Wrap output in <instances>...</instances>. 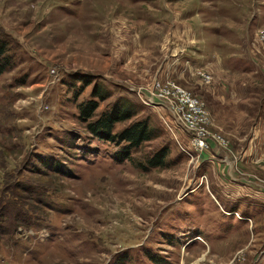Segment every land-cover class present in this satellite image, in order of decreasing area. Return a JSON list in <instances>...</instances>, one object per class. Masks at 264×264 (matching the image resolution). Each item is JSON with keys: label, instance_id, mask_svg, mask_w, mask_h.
<instances>
[{"label": "rangeland", "instance_id": "374dc122", "mask_svg": "<svg viewBox=\"0 0 264 264\" xmlns=\"http://www.w3.org/2000/svg\"><path fill=\"white\" fill-rule=\"evenodd\" d=\"M0 31V264H264V0H0ZM157 80L203 102L233 176L221 148L184 152L142 94ZM94 86L89 120L128 107L113 132L157 136L120 159L127 142L78 117ZM161 148L163 166L138 167Z\"/></svg>", "mask_w": 264, "mask_h": 264}, {"label": "trees", "instance_id": "16d2710c", "mask_svg": "<svg viewBox=\"0 0 264 264\" xmlns=\"http://www.w3.org/2000/svg\"><path fill=\"white\" fill-rule=\"evenodd\" d=\"M10 44L11 39L8 34L0 31V74L9 71L13 67L14 57L10 53ZM84 85H88L89 83L84 82V78H79ZM99 97V99H103L97 88L94 86L91 91V96L87 100H83L77 104L78 108V117L83 122H87L86 128L88 132L93 136L101 140L110 141V142H122L125 141L127 144L125 145V154L121 155L120 159H126L129 157L128 152L130 149L137 148L142 142L147 141L149 139L154 138L157 136V132L150 128L147 124V121H136L125 128H123L119 132H113L115 123L121 120L129 119L131 117V112L128 110V107L122 108H112L106 111H103L97 118L92 119L94 111L98 107V101L95 99ZM167 149L161 148L157 150L155 153L147 157L144 161L139 162L138 167L147 170L151 167H159L165 164L164 157L166 156ZM15 196V195H14ZM24 206L27 205L23 204ZM2 210L0 211V217L5 216L8 211H10V204L2 206ZM15 211L14 216L20 214L19 217L22 218H35V211L34 209L27 208L24 210V207L12 209ZM27 211V212H26ZM24 213V214H22ZM17 216V215H16ZM26 216V217H24ZM17 219L15 218V221ZM21 220V218H20ZM23 222V221H22ZM20 222V223H22ZM20 226L19 222H15L11 228V232L17 229ZM29 227V225H27ZM26 227V228H27Z\"/></svg>", "mask_w": 264, "mask_h": 264}, {"label": "built area", "instance_id": "2783aa9c", "mask_svg": "<svg viewBox=\"0 0 264 264\" xmlns=\"http://www.w3.org/2000/svg\"><path fill=\"white\" fill-rule=\"evenodd\" d=\"M203 78L206 82L210 81L207 75H203ZM142 94L148 103L158 105L161 110L168 112L183 132L189 134L188 146L183 145L182 148L190 159L194 160L195 157L194 161H197L202 152L216 147L224 150L225 159L230 163L232 153L227 141L208 130L209 116L203 102L196 95L172 80L164 83L157 80Z\"/></svg>", "mask_w": 264, "mask_h": 264}, {"label": "crops", "instance_id": "0c3cea01", "mask_svg": "<svg viewBox=\"0 0 264 264\" xmlns=\"http://www.w3.org/2000/svg\"><path fill=\"white\" fill-rule=\"evenodd\" d=\"M228 166H229V167H228ZM227 167L229 168L228 171H229V173H230V176H233L234 174H233V172H232V170H231V168H230V164H229V163L227 164Z\"/></svg>", "mask_w": 264, "mask_h": 264}, {"label": "bare ground", "instance_id": "6f19581e", "mask_svg": "<svg viewBox=\"0 0 264 264\" xmlns=\"http://www.w3.org/2000/svg\"><path fill=\"white\" fill-rule=\"evenodd\" d=\"M229 161H230V165H232V164H233V162H234L233 160H232V162H231V158H230V157H229Z\"/></svg>", "mask_w": 264, "mask_h": 264}]
</instances>
